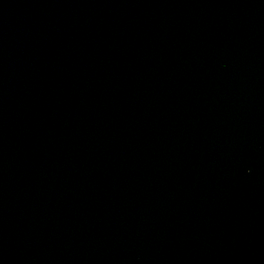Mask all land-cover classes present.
I'll return each mask as SVG.
<instances>
[{"label":"water","instance_id":"1","mask_svg":"<svg viewBox=\"0 0 264 264\" xmlns=\"http://www.w3.org/2000/svg\"><path fill=\"white\" fill-rule=\"evenodd\" d=\"M0 264H264V0H0Z\"/></svg>","mask_w":264,"mask_h":264}]
</instances>
